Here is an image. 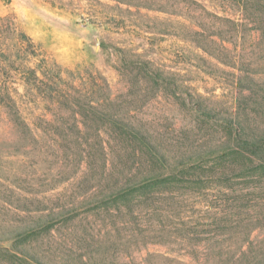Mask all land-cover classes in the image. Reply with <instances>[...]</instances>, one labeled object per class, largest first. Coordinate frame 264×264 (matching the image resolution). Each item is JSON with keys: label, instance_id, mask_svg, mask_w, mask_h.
<instances>
[{"label": "rangeland", "instance_id": "1", "mask_svg": "<svg viewBox=\"0 0 264 264\" xmlns=\"http://www.w3.org/2000/svg\"><path fill=\"white\" fill-rule=\"evenodd\" d=\"M192 1L169 15L0 0V18L17 24L0 30V264H205L206 242L223 260L264 248L262 175L218 190L205 176L198 187L161 175L159 155L202 157L198 173H211L235 127L264 129V0ZM251 70L254 83L238 82ZM169 202L183 219L167 227L216 217L221 230L192 253L149 220Z\"/></svg>", "mask_w": 264, "mask_h": 264}, {"label": "trees", "instance_id": "2", "mask_svg": "<svg viewBox=\"0 0 264 264\" xmlns=\"http://www.w3.org/2000/svg\"><path fill=\"white\" fill-rule=\"evenodd\" d=\"M89 2L93 3L98 0H88ZM100 1V0H99ZM112 2H115L116 5H125L129 8H136L139 11L140 10H147V11H154L159 13H165L169 15L173 14H184L183 10H190L191 4H193L192 0H110ZM244 7L246 6L248 0H242ZM186 3L183 5V7L180 6V4ZM183 8V10L181 9ZM183 16V15H180ZM17 24L10 19V17L6 18H0V30L3 28L8 29L11 33H15V30H17ZM4 32V30H3ZM24 41L22 42V45H24ZM18 44V43H17ZM199 44V43H198ZM201 44V43H200ZM14 47V45H12ZM201 46V45H200ZM23 48V47H22ZM21 48V49H22ZM201 48L205 51V47L201 46ZM213 52V51H212ZM213 56H217L215 53ZM254 71V70H253ZM253 71L247 72V75L244 76H238L240 77L238 82H243V79L241 77H245L247 80L251 81V83H254L252 77ZM253 89H250V92H252ZM9 98V97H7ZM6 98V99H7ZM103 117L109 119L110 117L108 115L101 114ZM95 117L98 118V115ZM102 118V117H99ZM121 124V123H119ZM236 130V140L237 142L234 145L226 147L222 153L221 158L218 159V163L211 162V166L207 167L208 170L211 171H204L203 169L198 173V171L201 169L200 166L202 165V157L198 156H191L189 157L188 162L185 163H179L175 165L167 164V159L159 155V164L161 165V168L163 171L161 172L162 176H166L164 180H167L168 182L171 181H181V182H188L194 184L195 186L200 187L203 183L202 176H205L213 185H211L215 190H218L222 183L226 185H232V182L239 176L245 175L249 173L250 171H254L259 173L264 177V129L260 131L259 133L256 132H250L249 129L241 128V127H235ZM137 133V132H136ZM138 134V133H137ZM231 157H237L236 160H230ZM204 171V172H203ZM202 172V173H201ZM160 175V173H159ZM190 178H195V180H192ZM264 180V178H263ZM153 182V181H150ZM131 187L133 184L130 182ZM146 184V183H145ZM148 186V185H147ZM146 186V187H147ZM234 187V186H233ZM144 188V187H142ZM188 190L192 187H186ZM232 188V186H231ZM124 188L116 187L114 190L113 195H117L116 197H120L121 195L124 197L128 195L131 190L133 189H126ZM136 187H134V190ZM123 190V191H122ZM130 190V191H129ZM235 204L237 203V200H233ZM172 204V205H171ZM234 203L231 205L233 206ZM179 213H176L177 211ZM181 206L178 204H174L172 202H169L168 205L165 204L164 206L159 207L158 209L152 208L150 211H147L149 220L153 219V217H158L160 219V222L163 226L160 227L159 233L166 236L170 235L174 232L182 233L185 240H189L188 242H185V246L189 245V250L192 253H197L198 248L200 247V242H194L195 238L201 235V233H217L221 230L219 219L216 217L211 218L213 220L212 224L208 223L207 225H203L202 227L200 224H198L196 221L192 222H184L180 227L173 226V227H167L168 222L173 221L170 218L173 216V214H177L178 219L182 220V211ZM257 219V218H256ZM50 222L49 224H51ZM189 224V225H188ZM258 225L253 226L251 231L256 229ZM34 230H31L28 232H33ZM3 239H0L2 241ZM206 249L209 250L210 256L213 255L214 259H206L205 264H264V248H253V254L247 253V251H244L242 253V256L236 258L235 254L232 252L230 255L223 260L221 256L217 255V252L221 249L220 244L216 242H206ZM252 243H250L251 247ZM249 247V248H250Z\"/></svg>", "mask_w": 264, "mask_h": 264}]
</instances>
